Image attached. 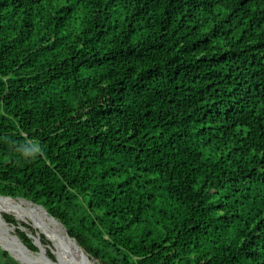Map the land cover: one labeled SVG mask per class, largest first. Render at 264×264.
I'll list each match as a JSON object with an SVG mask.
<instances>
[{
	"label": "trees",
	"instance_id": "obj_1",
	"mask_svg": "<svg viewBox=\"0 0 264 264\" xmlns=\"http://www.w3.org/2000/svg\"><path fill=\"white\" fill-rule=\"evenodd\" d=\"M0 194L102 264H264V0H0Z\"/></svg>",
	"mask_w": 264,
	"mask_h": 264
},
{
	"label": "bare ground",
	"instance_id": "obj_2",
	"mask_svg": "<svg viewBox=\"0 0 264 264\" xmlns=\"http://www.w3.org/2000/svg\"><path fill=\"white\" fill-rule=\"evenodd\" d=\"M27 204H32V209H30L27 206ZM6 209H10L16 212L32 214L42 224L43 228L51 235L52 239L57 243L59 257L63 260L65 264H71L68 261L67 254L70 249L73 250L75 253V251H77L79 246L77 247V244L74 240L68 239L67 235H65L63 232L64 227L62 226V224L61 226L63 229L59 226V223L55 221V219L52 218L46 212V210L43 207L35 203H32V202H24V201L16 200L13 198H1L0 197V222L5 223V219L3 217V211ZM22 227L24 228L25 226H22ZM11 230L15 231L16 230L15 226H12ZM28 231L29 233H31V235H33V232L30 229ZM34 238L35 237H33V239ZM61 239L64 245L61 244ZM0 245L3 247V249L9 250L16 259H18L24 264H28L27 260L31 259V258L28 259L29 251L27 250V248H25V246L19 241V239L14 234L13 235L10 234V236L0 235ZM42 247L46 250L48 248V246H45L44 244ZM43 253L46 256V252L43 251ZM36 257L45 258L44 256H41L40 254H38V256ZM46 261H49V263L54 262V261L49 260L48 258L46 259ZM85 264H96V263L93 260H89L87 258V260L85 259Z\"/></svg>",
	"mask_w": 264,
	"mask_h": 264
},
{
	"label": "rangeland",
	"instance_id": "obj_3",
	"mask_svg": "<svg viewBox=\"0 0 264 264\" xmlns=\"http://www.w3.org/2000/svg\"><path fill=\"white\" fill-rule=\"evenodd\" d=\"M27 206L30 208V209H32V204H27ZM8 212V213H7ZM4 214H7V215H10V216H12L16 221H17V225H13V224H11L10 222H8L5 218V223H3V222H0V235H2V236H10V234H14V235H16L17 234V230L19 229V227L21 226V225H25L26 224V228H25V230H23L24 232H26V233H29V229H32V231H34V233H33V235H32V237H35L36 235H37V233L35 232V231H37L38 232V228L36 229V227H34L33 225H38L39 226V228H40V230L41 231H43V232H45L46 234H48L49 235V240H48V238L45 236V239H47L48 241H49V244L48 245H45V246H48V248H47V252H46V256H47V258L49 259V260H52L50 257H49V255H48V250H50L51 252H52V250H53V254L55 255V257L57 256L60 260H61V262H62V264H65L64 262H63V260L59 257V255H58V246H57V243L52 239V237H51V235L43 228V226H42V224L32 215V214H30V213H22V212H16V211H13V210H10V209H6V210H4L3 211V217H4ZM18 220H17V219ZM19 220H24V221H27V222H32V224L31 223H27V222H20ZM56 221V220H55ZM12 226H15V228H16V230L15 231H12L11 230V227ZM59 226L62 228V226H61V224H59ZM24 229V228H23ZM63 229V228H62ZM63 232H64V234L66 235V233H65V230L63 229ZM42 239V238H41ZM33 240V239H32ZM40 243H42V240H41V242ZM61 244H63L64 245V243H63V241H62V239H61ZM1 247V246H0ZM52 249H50V248ZM2 248V247H1ZM3 249V248H2ZM4 250H6V249H4ZM27 250L29 251L28 253H29V258L28 259H30V260H27V263L28 264H51V263H49V261H46V259L45 258H41V257H36V256H38V254H39V250L38 251H32V250H30L29 248H27ZM6 251H8V250H6ZM9 252V254L11 253L10 251H8ZM13 257V256H12ZM14 258V257H13ZM15 260H17L18 262H20L18 259H16V258H14ZM56 260L57 259H55V260H52V261H54V262H56ZM96 264H102L101 262H99V261H97V260H95V259H92ZM21 264H24V263H22V262H20Z\"/></svg>",
	"mask_w": 264,
	"mask_h": 264
},
{
	"label": "water",
	"instance_id": "obj_4",
	"mask_svg": "<svg viewBox=\"0 0 264 264\" xmlns=\"http://www.w3.org/2000/svg\"><path fill=\"white\" fill-rule=\"evenodd\" d=\"M0 197L1 198H14V197H11V196H5V195H2V194H0ZM17 198H22V197H17ZM25 199V198H24ZM29 201H31V200H29ZM32 202V201H31ZM34 203V202H33ZM36 204V203H35ZM37 205H39V206H41V207H43L42 205H40V204H37ZM44 208V207H43ZM45 209V208H44ZM46 210V209H45ZM46 212L49 214V212L46 210ZM52 218H54V219H57V218H55L53 215H51V214H49ZM61 224H62V226L64 227V229H65V232H66V235H67V237H68V239H71V240H74L75 242H76V244H77V247H78V249H77V251H75V253H74V251L73 250H69V252H68V254H67V258H68V261H69V263H71V264H85V259L87 260V258L89 259V260H92L91 258H90V256L86 253V251L83 249V247L78 243V241H77V239H75V238H73V237H71L70 236V234L68 233V231H67V228H66V226L59 220V219H57ZM19 229L20 230H24L23 229V227L22 226H20L19 227ZM28 234V236L30 237V238H32L33 239V237H32V235H31V233H27ZM16 237L19 239V241L25 246V248H28L24 243H23V241L20 239V237L18 236V234H16ZM33 242H34V244L38 247V249H39V251L40 252H47V250L46 249H44L42 246H43V244L42 243H40V241L38 242V241H36L35 239H33ZM1 246V245H0ZM2 247V246H1ZM3 248V247H2ZM9 251V250H8ZM52 253H53V251H52ZM10 255L11 256H13L11 253H10ZM14 257V256H13ZM15 258V257H14ZM56 259L58 260V257L56 256ZM53 260V259H52ZM51 260V261H52ZM21 262V261H20Z\"/></svg>",
	"mask_w": 264,
	"mask_h": 264
}]
</instances>
